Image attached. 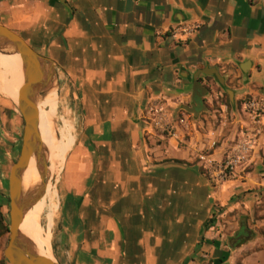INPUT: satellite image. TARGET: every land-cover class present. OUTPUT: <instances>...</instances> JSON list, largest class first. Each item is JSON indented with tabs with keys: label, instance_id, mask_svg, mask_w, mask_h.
<instances>
[{
	"label": "crops",
	"instance_id": "0c3cea01",
	"mask_svg": "<svg viewBox=\"0 0 264 264\" xmlns=\"http://www.w3.org/2000/svg\"><path fill=\"white\" fill-rule=\"evenodd\" d=\"M65 1L0 0V24L54 60L80 106L60 263L264 264V113L255 123L244 105L264 103V0ZM206 67L224 86L198 74ZM219 115L230 116L225 131ZM244 125L258 132L254 149L215 184L195 142L223 139L222 158ZM23 133L22 114L0 93V198ZM237 231L246 239L233 244Z\"/></svg>",
	"mask_w": 264,
	"mask_h": 264
},
{
	"label": "water",
	"instance_id": "95a60500",
	"mask_svg": "<svg viewBox=\"0 0 264 264\" xmlns=\"http://www.w3.org/2000/svg\"><path fill=\"white\" fill-rule=\"evenodd\" d=\"M65 4L66 1L62 0ZM0 51H13L21 54L23 59L24 83L18 97V108L24 119V133L20 154L10 171V236L4 254L10 264H61L54 257L42 255L35 251L30 240L20 232L24 210L37 201L46 188L45 179L48 173V161L39 130V101L45 96L54 82L58 72L54 60L39 53L18 32L0 24ZM214 75L223 86L224 78L216 68L206 67L198 74ZM204 87L198 79L194 80V100L202 96ZM188 111L198 114L199 105L193 103L186 107ZM42 177V183L30 195L23 193V174L32 157ZM242 238V236L240 237ZM238 240V238H237Z\"/></svg>",
	"mask_w": 264,
	"mask_h": 264
},
{
	"label": "rangeland",
	"instance_id": "374dc122",
	"mask_svg": "<svg viewBox=\"0 0 264 264\" xmlns=\"http://www.w3.org/2000/svg\"><path fill=\"white\" fill-rule=\"evenodd\" d=\"M5 96V95H4ZM7 99H10L9 97L5 96ZM44 101L46 102L45 105H43V111L45 112L46 115H48V119L54 127L55 130L58 128H64L66 129L71 136L75 139L74 145H72L71 149L68 151L64 166L62 167V171L60 170V173L56 177V180H52V172H51V167L50 171L47 174V177L45 179L46 185L51 182L54 186V192H56L55 196L51 199H47L44 203L40 204L42 201V198H40V203L38 204V209H35V202L29 206L28 211H34L37 214V220L35 221V226L39 230L38 233L41 237V239L44 240L45 242V248L49 249L48 247H51L53 257L60 262V253H58L57 249V244L59 242V237H60V229H61V222H60V214H61V206H60V201L62 197V186H63V180H64V174L66 171V164L69 159L70 154L72 153V150L75 146V143H77V134H78V129L81 124L80 116H79V111H80V106L76 99L73 98L72 94L68 90V85L64 84L63 80H56L54 82V85H52V89L48 91V93L42 97ZM13 101L14 105L17 106V103ZM45 106V107H44ZM19 109V108H18ZM51 111L49 113V111ZM49 113V114H48ZM52 114V116H51ZM54 114V115H53ZM53 116L54 119H53ZM218 118H216V128L217 126L221 125L224 128V131L231 126V119L230 116L227 115L226 117L219 115ZM225 118V119H224ZM58 124V125H57ZM245 127V128H244ZM244 127L240 126L239 133L241 134L242 129H246V125ZM223 130V129H222ZM223 131V132H224ZM240 134H236L235 137L231 138V145H230V150L232 146L238 141ZM226 136V135H225ZM224 137V133H223ZM223 140V139H222ZM222 140H220L217 143V146L221 144ZM216 146V148H217ZM228 151L225 153L227 155ZM18 158V157H17ZM16 158V160H17ZM198 158V157H197ZM15 160V161H16ZM198 161L200 159L198 158ZM12 168V167H11ZM70 169V165H69ZM202 171L206 174V176L211 179V176L209 174L208 168H206L204 165L201 166ZM9 179L10 175L8 177V195L6 198H0V201L3 204V212L6 215V220L10 226V188H9ZM213 182V181H212ZM42 183V177L38 182L36 183L35 187L33 188V191L30 193L32 194L36 189L39 187V185ZM216 184V182H214ZM56 186V187H55ZM58 186V187H57ZM29 194V195H30ZM45 207V208H44ZM42 230V231H41ZM240 231L235 232V236L232 238L234 239L233 244H238L237 240V234ZM9 236H10V231L8 233H2L0 234V261L1 259L5 258V248L7 247V244L9 242ZM246 239L245 237L240 238ZM6 264H10L7 259H6Z\"/></svg>",
	"mask_w": 264,
	"mask_h": 264
},
{
	"label": "bare ground",
	"instance_id": "6f19581e",
	"mask_svg": "<svg viewBox=\"0 0 264 264\" xmlns=\"http://www.w3.org/2000/svg\"><path fill=\"white\" fill-rule=\"evenodd\" d=\"M24 78L25 75L21 54L13 51H0V93L18 103V97L20 89L24 83ZM45 104L46 102L44 99L40 98L38 107L39 130L49 164L48 173L51 167L52 180L55 181L56 177L60 173V170L62 171L63 169L62 167L64 166L67 153L71 149L75 139L66 129L58 128L55 130L54 127H52L47 117L48 115H46L43 111V105ZM50 112L51 111H49V113ZM54 117L55 116H53V119ZM40 179L41 174L38 170V167L36 166L35 156H33L30 164L23 174V193L25 195H29ZM55 194L56 192H54L53 184H51V182L48 183L43 195L40 197L42 198L43 202L40 203V198L35 201V209H38L39 203L42 204L47 199H52ZM28 209L29 207L24 210L23 218L20 224V232L30 240L35 251L42 255L53 258L51 247H48L49 249L45 248V242L43 239H41L38 233L39 230L35 226V221L37 220V211H28Z\"/></svg>",
	"mask_w": 264,
	"mask_h": 264
},
{
	"label": "built area",
	"instance_id": "2783aa9c",
	"mask_svg": "<svg viewBox=\"0 0 264 264\" xmlns=\"http://www.w3.org/2000/svg\"><path fill=\"white\" fill-rule=\"evenodd\" d=\"M244 105L249 111L253 121L255 123L260 122L262 114L264 113L263 101L249 98L244 101ZM179 121L188 128V122L185 117L180 118ZM244 128L241 131L238 141L232 146L231 150H228L227 155L222 158L214 156V150L216 149L217 143L220 141L216 137L208 138L207 144L202 147L198 145L199 142H195L197 157L200 159L201 163L208 168L213 182L218 183L228 179L234 175L237 168L249 158L250 153L254 149L258 132L248 127H246V129ZM164 130L167 131L170 136L178 138L177 133L173 131L170 126L165 125Z\"/></svg>",
	"mask_w": 264,
	"mask_h": 264
},
{
	"label": "trees",
	"instance_id": "16d2710c",
	"mask_svg": "<svg viewBox=\"0 0 264 264\" xmlns=\"http://www.w3.org/2000/svg\"><path fill=\"white\" fill-rule=\"evenodd\" d=\"M9 232V224L6 220V215L3 212V204L0 201V234ZM0 264H6V259L3 258L0 261Z\"/></svg>",
	"mask_w": 264,
	"mask_h": 264
},
{
	"label": "flooded vegetation",
	"instance_id": "af4514ba",
	"mask_svg": "<svg viewBox=\"0 0 264 264\" xmlns=\"http://www.w3.org/2000/svg\"><path fill=\"white\" fill-rule=\"evenodd\" d=\"M196 98H197V102L200 103L202 98H201V97H198V96H196ZM241 236L244 237V232H243V231H240V232L237 234V238H239V237H241Z\"/></svg>",
	"mask_w": 264,
	"mask_h": 264
}]
</instances>
